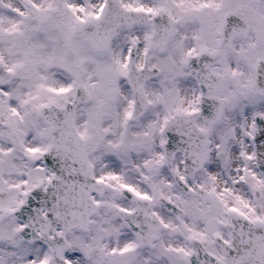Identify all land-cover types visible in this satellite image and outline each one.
<instances>
[{"label": "snow or ice", "instance_id": "obj_1", "mask_svg": "<svg viewBox=\"0 0 264 264\" xmlns=\"http://www.w3.org/2000/svg\"><path fill=\"white\" fill-rule=\"evenodd\" d=\"M0 264H264V0H0Z\"/></svg>", "mask_w": 264, "mask_h": 264}]
</instances>
